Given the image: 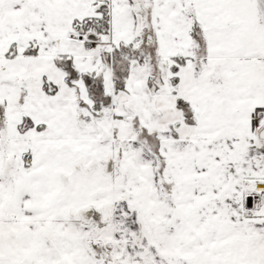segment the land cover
Instances as JSON below:
<instances>
[{"label":"snow or ice","instance_id":"6c2138e0","mask_svg":"<svg viewBox=\"0 0 264 264\" xmlns=\"http://www.w3.org/2000/svg\"><path fill=\"white\" fill-rule=\"evenodd\" d=\"M0 264H264V0H0Z\"/></svg>","mask_w":264,"mask_h":264}]
</instances>
